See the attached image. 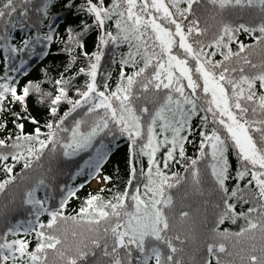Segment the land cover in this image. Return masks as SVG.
Returning a JSON list of instances; mask_svg holds the SVG:
<instances>
[{"label":"snow or ice","instance_id":"obj_1","mask_svg":"<svg viewBox=\"0 0 264 264\" xmlns=\"http://www.w3.org/2000/svg\"><path fill=\"white\" fill-rule=\"evenodd\" d=\"M0 50V264H264V0H0Z\"/></svg>","mask_w":264,"mask_h":264},{"label":"trees","instance_id":"obj_2","mask_svg":"<svg viewBox=\"0 0 264 264\" xmlns=\"http://www.w3.org/2000/svg\"><path fill=\"white\" fill-rule=\"evenodd\" d=\"M76 2H80V0H76ZM105 2H110V0H105ZM52 13L56 17L55 23L52 25L53 29L60 31L63 33L64 28L68 24L76 25L79 21V19L83 18L80 14H78L75 10H65L61 3H56V6L52 9ZM16 38L18 39L20 36L24 34L23 31L20 29L13 30ZM94 37L95 32H90L86 34L87 42L90 44L94 43ZM245 41L248 40V37H242ZM57 45L53 43L51 50L49 51L47 56H29L27 57L28 60L31 61L28 69L27 74L23 75L21 78V83H23V80L25 79H35L40 74V68L42 66H47L50 69L58 68L63 60L65 59L64 54H60L56 52ZM39 51V49H37ZM0 54H2V50H0ZM107 59V57L105 58ZM115 71V70H114ZM0 72H2V69H0ZM81 80L83 77L81 76ZM80 81H77L79 83ZM65 105L61 106V109ZM29 111L32 115L36 116L37 119L41 122H43V119L46 115L44 109L42 106H37L33 103V101L29 100ZM198 123V119L194 118L193 126L195 127V124ZM11 127V125H9ZM33 125H31L29 122L25 121V131L31 130ZM198 139V138H197ZM107 143V141H106ZM109 147L110 152V159L105 162V164L102 166V169L104 172H107L109 175L115 176V173L117 170L119 171V177L115 178L111 184H115L116 189L119 190L123 186V182L126 180V168H127V138L126 137H117L115 140L112 141ZM195 151V147L193 144L189 143L186 145V153L188 155H192ZM87 152V150H85ZM90 154V153H89ZM79 158V159H78ZM87 157L84 155V153H79L77 158H72L73 160H77L78 162H83L84 159ZM230 163L234 166L235 165V157L232 155H229ZM18 170V169H17ZM73 171L75 169L73 168ZM88 169L85 166L80 173H77L75 177H73L69 172V166H64L63 172L60 175V182L61 183H72L73 185L83 183L85 180L88 179L87 177ZM94 179V178H93ZM89 180L84 186L77 190V197L70 198L68 203V209L71 210L75 207H78L80 200L78 197H83L87 192L94 191L90 189L89 183L93 180ZM109 182H105V187L111 186ZM108 193L105 192L104 195H107ZM23 218V217H18Z\"/></svg>","mask_w":264,"mask_h":264},{"label":"rangeland","instance_id":"obj_3","mask_svg":"<svg viewBox=\"0 0 264 264\" xmlns=\"http://www.w3.org/2000/svg\"><path fill=\"white\" fill-rule=\"evenodd\" d=\"M90 188L94 191H97L100 188V183L96 179H94L90 184Z\"/></svg>","mask_w":264,"mask_h":264}]
</instances>
